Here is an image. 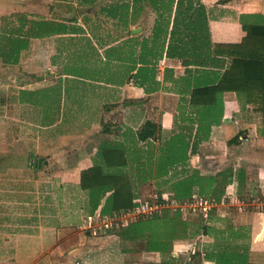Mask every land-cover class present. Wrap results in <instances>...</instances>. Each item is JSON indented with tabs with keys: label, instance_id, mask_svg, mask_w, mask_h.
I'll return each instance as SVG.
<instances>
[{
	"label": "crops",
	"instance_id": "1",
	"mask_svg": "<svg viewBox=\"0 0 264 264\" xmlns=\"http://www.w3.org/2000/svg\"><path fill=\"white\" fill-rule=\"evenodd\" d=\"M200 1L207 9L213 43L245 57L258 54L264 62V38H248L242 26H256L264 34V0ZM177 2L174 0L172 5L170 28ZM151 6L144 3L133 16L137 23L131 24L130 33L122 34L115 28L117 22L108 17L90 16L88 24L82 16L78 18V24L87 32L82 35L91 38L102 59L92 68L116 71L124 63L117 57L108 63L105 50L110 46L119 49L120 41L131 40L135 53L125 62L129 69L125 83L119 81L118 74L114 75L116 82L81 74L85 67L74 54L79 44L71 41V37L80 39L81 34L32 37L17 63L0 59V264H160L170 259L159 251L139 250L137 242L107 234L101 226L88 227V192L80 186L81 171L93 165L98 153L100 144L95 138L118 141L114 139L119 135L115 130L99 134L102 120L108 123L109 119L112 129L120 126L133 132L147 120L155 121L161 129V141L172 133L181 96L171 89L173 82L165 80V72L170 69L175 80H182L186 67L179 59L164 56L158 62L153 91L139 85L132 76L141 65L137 63L133 68L134 57L138 58L146 40L154 38L157 15ZM7 7V2L0 0V27L3 17L19 12L7 13ZM89 7H79L78 13H91ZM80 8L88 10L80 13ZM146 14L152 15L147 29L143 24ZM105 23L110 27L106 29ZM108 39L113 42L101 47L100 41ZM28 56L30 64L26 65ZM225 59L223 72L233 60L228 55ZM190 79L192 82L194 76ZM254 96L250 101L245 92L224 93L222 122L212 127L210 138L190 162L206 174L230 168L240 174L242 182L235 179L227 186L216 212L248 233L249 262L264 264V115L255 108ZM119 110L123 112L121 119L114 115ZM67 121H75L83 129L70 131ZM95 121L100 127L94 135L87 127ZM88 132L90 137L95 136L92 142L87 140ZM72 136L82 138L81 145L71 147ZM71 216L81 219L72 225ZM196 218L188 215L190 220ZM202 245L211 249L214 238L200 235L195 240L174 239L168 251L180 264H215L194 255Z\"/></svg>",
	"mask_w": 264,
	"mask_h": 264
},
{
	"label": "trees",
	"instance_id": "2",
	"mask_svg": "<svg viewBox=\"0 0 264 264\" xmlns=\"http://www.w3.org/2000/svg\"><path fill=\"white\" fill-rule=\"evenodd\" d=\"M62 1L70 4L65 10L71 14L70 17L62 15L52 19H36L24 11L3 17L0 59L4 63H17L21 51L29 46L32 37L81 34L80 39L71 37L72 42L79 44L74 54L85 67L81 74L104 82H116L114 75L118 74L119 81L125 83L129 71L125 62L132 59L135 53L133 45H130L131 40L120 41L119 49L110 46L105 50L108 63L113 57L124 63L116 71L111 68H92L102 59L91 38L82 35L87 33L86 29L78 24L80 16L88 24L91 15L89 12L79 14L78 8L89 7L98 0ZM76 1L78 6L74 7ZM173 2L113 0L99 7L98 15L116 21L115 28L123 34L130 33L131 24L137 23V18L133 16L143 9V4L151 3V9L157 15L152 31L154 38L146 40L144 44L140 42L143 44L141 52L138 58L134 57L133 68L137 63L141 64L136 74L132 75L139 85L145 86L148 91L155 90L158 62L164 56L179 59L187 73L184 79L175 80L170 69H166L165 80L173 82L171 89L180 94L181 102L174 116L172 133L164 141H161V129L155 121L147 120L133 132L128 129L124 131L120 126L112 129L111 124L103 123L102 120L101 132L109 134L115 130L122 140L104 141L98 148L93 165L81 171L80 186L88 192V216L100 213L104 217L117 218L139 202L150 201L143 192L148 187L152 189L156 201H161L163 195L167 194L178 201L206 197L219 204L224 200L229 184L235 179L239 184L242 182L240 174H235L231 168L206 174L194 168L190 159L199 151L200 145L210 138L212 127L222 122L223 95L226 91L245 92L250 101V97L255 95L253 102L257 103L253 104L264 115V85H260L264 82L263 59L254 53H249V57L241 53L238 55V51L224 50L223 44L213 43L207 9L200 0H178L170 28ZM242 26L248 38H264V34H261L263 30L257 31L258 27L248 28L243 23ZM111 42V39L101 40L100 46ZM226 55L233 60L223 72L227 64ZM191 75L194 76L192 82ZM207 77L208 81L205 80ZM105 107L110 108L107 105ZM262 122L264 124V118ZM216 211L217 207H214L206 218L201 214H191L197 217L193 221L179 211L163 209L148 216L142 215L125 225L114 223L112 227L103 226V229L105 233H115L124 241L137 242L139 250L168 254L170 259L160 264H180L168 251L170 241L195 240L200 235L212 236L214 245L211 249L202 245L194 255L211 259L215 264H253L249 262L248 233L242 227L233 226L230 220L220 217Z\"/></svg>",
	"mask_w": 264,
	"mask_h": 264
},
{
	"label": "rangeland",
	"instance_id": "3",
	"mask_svg": "<svg viewBox=\"0 0 264 264\" xmlns=\"http://www.w3.org/2000/svg\"><path fill=\"white\" fill-rule=\"evenodd\" d=\"M3 1L7 2V5H8L7 13L16 10V11L27 12L30 15H39V16H45V17L48 16V17H52V18H57V17L62 16V15H66V16H69V17L71 16V14H67L66 11H65L66 9L68 10V6L70 4H68V2H65V1H62V0H3ZM110 1L111 0H98V2L91 9V13H90L91 17H95V16L98 17L99 7L101 5H103V4H105L106 2L108 3ZM11 4H13L14 6H12ZM73 5H74V7H77L78 6L77 1L74 2ZM151 16L152 15H150V17ZM150 17H149L148 14L144 15V19L146 21L143 20V24H144V27H146V29H147V21L151 20ZM103 26L106 29L110 27L109 23H105V24H103ZM106 29H104V30H106ZM28 59H29V56L26 58V63H27L26 65L30 64V60H28ZM25 73H26V75H28L27 71H25ZM121 113H123V112H121V110H119L118 112H115L114 115H117L118 118L121 119ZM107 122L109 124H112V122L109 119L107 120ZM99 127L100 126L98 124H96V121H95L94 124H91V125H89L87 127V130H89V132L91 134L95 135L96 131L99 130ZM67 128L70 129V131H79V130L83 129L81 127H78L77 123L75 121H67ZM101 129H102V125H101ZM101 129H100L99 134L102 133ZM89 132H88L87 140H88V142H90V141L92 142L93 141L92 138H95V136L90 137L92 135L90 134V136H89ZM102 134H104V133H102ZM90 139H92V140H90ZM114 139L122 140V137L120 135H118V137H115ZM79 140H81V142H82V138H76L75 136H72V139H71L69 145L71 147H75L77 145H81ZM95 140L97 142H99L100 145L102 143H104V141H106V140H104L102 138H95ZM110 141L111 140H109V142ZM112 141H115V140H112ZM143 192H144V196H145L146 199H150V201L155 200V195L153 194V191H152L151 188H149V187L145 188ZM71 218H72V225L73 224H77L79 222V220L81 219V218H79V220H77V217H75V216H71ZM121 222H124V221H121ZM125 222H127V221H125ZM84 223H85V219H84ZM118 226H119V224H118Z\"/></svg>",
	"mask_w": 264,
	"mask_h": 264
},
{
	"label": "built area",
	"instance_id": "4",
	"mask_svg": "<svg viewBox=\"0 0 264 264\" xmlns=\"http://www.w3.org/2000/svg\"><path fill=\"white\" fill-rule=\"evenodd\" d=\"M217 206L218 203L211 198L196 197L193 200L178 201L175 198L165 194L163 195L161 201H141L133 209L123 212L117 218L104 217L100 213H97L94 216H88L86 219V224L91 228L95 226L112 227L114 223H116L117 225H125L128 223V221H133L141 217L142 215L148 216L155 212L162 211L163 209L179 211L184 215L201 214L206 218L209 215L210 211Z\"/></svg>",
	"mask_w": 264,
	"mask_h": 264
},
{
	"label": "water",
	"instance_id": "5",
	"mask_svg": "<svg viewBox=\"0 0 264 264\" xmlns=\"http://www.w3.org/2000/svg\"><path fill=\"white\" fill-rule=\"evenodd\" d=\"M87 10H88L87 8H80L79 12L82 13V12H86Z\"/></svg>",
	"mask_w": 264,
	"mask_h": 264
}]
</instances>
